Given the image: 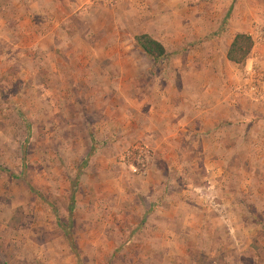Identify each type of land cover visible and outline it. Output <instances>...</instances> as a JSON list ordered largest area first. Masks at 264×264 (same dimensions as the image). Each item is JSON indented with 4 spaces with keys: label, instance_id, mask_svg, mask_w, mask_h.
Segmentation results:
<instances>
[{
    "label": "rangeland",
    "instance_id": "obj_1",
    "mask_svg": "<svg viewBox=\"0 0 264 264\" xmlns=\"http://www.w3.org/2000/svg\"><path fill=\"white\" fill-rule=\"evenodd\" d=\"M229 1L242 6L232 32L254 40L243 93L254 75L264 84V0ZM193 2L183 40L153 60L134 42L143 32L109 27V12L95 24L75 17L99 0H74L52 53L20 36L27 6L0 0V264H264V197L238 179L235 152L175 133L194 126L193 103L210 91L205 60L224 44L211 51L200 19L220 22L228 7ZM50 7L58 18L63 6ZM238 98L264 113L250 94Z\"/></svg>",
    "mask_w": 264,
    "mask_h": 264
},
{
    "label": "crops",
    "instance_id": "obj_2",
    "mask_svg": "<svg viewBox=\"0 0 264 264\" xmlns=\"http://www.w3.org/2000/svg\"><path fill=\"white\" fill-rule=\"evenodd\" d=\"M193 1L141 0L138 5L134 0H120L113 5H105L103 3L104 6L102 8L95 7L90 11H88L90 6H87L88 8L83 9L75 17L95 24L98 21V14L109 12L112 16H110L109 27H117L119 30L118 23L123 20L126 22L125 26L128 29L124 28L128 31L143 32L136 34L134 38L140 35H149L164 45L171 38L183 40L184 37L180 32L185 31L184 28L188 25L190 26L191 22L194 23L196 21V15L192 16V18L182 15V13H186L187 6L196 4ZM73 2L74 0H16V4L27 6L21 9L20 12H16L18 26H22L18 31L22 39L34 37L37 40L36 44L41 43L43 40L44 51H48V53H52V50L55 52L60 49V40L66 37L69 31L68 26H70L74 17L73 14L75 12L73 14L68 12L69 6H72ZM130 2H133V4H130ZM210 4L212 7L210 12H217V9L223 4L228 7V10L224 9L225 15H223L220 22L217 21V18L221 17V14L217 17L208 13L205 18H201L200 21H205L207 25L200 30V37L208 38V36H214L216 38L210 41V44L213 45L211 51H217L216 45L218 43L223 42L225 45L221 44L224 47H220L222 54H220V57L218 55L219 58L215 53H212L210 58L205 60V64H208L207 68L211 69L209 73H212L209 79L205 77V83L210 85V91L205 97L203 96L202 98L201 96L202 102L199 101L198 103L196 99L193 103V115L189 116L193 118L192 123L194 126L188 129L177 128L175 133L181 132L183 134L178 136L181 140H186L184 137L187 136L189 146L193 148H203L205 146L211 148L213 146L230 151L233 150L236 154V164L243 168L237 171L238 179L254 181L255 186L259 189L257 195L264 197V113L257 105L251 106L245 101H239L240 98L238 97H243L244 93V91L243 93L241 91L243 84L241 73L243 71L240 66L230 63L227 59L229 47L235 36L238 34H250L251 36V33L245 31L232 32L231 28L241 27V22L238 21L241 5L236 6L234 5L236 4L235 2L229 0H210ZM52 5L63 6L61 15L58 18L53 14L58 13L57 8H54L53 12L50 7ZM35 6H41V8L36 11ZM135 7L146 9L142 13H138L139 10ZM39 14L43 15V18ZM223 20H227V25L231 23V26L230 24L226 26L231 30L230 32L228 30L219 32ZM86 31L89 32L88 29ZM90 34L89 32L87 38ZM43 36H46L47 40H44ZM189 37L192 36L189 35ZM162 40L165 41L163 42ZM67 43H69L68 40ZM164 47L166 53H168L165 45ZM38 51L41 50L38 49ZM252 52L253 55L254 51ZM262 52H264V45L260 54L255 56L257 61L264 65V53ZM230 68L233 69V73L235 71L234 74L228 72V69L231 70ZM36 83H39L37 79ZM234 111L235 113H233ZM183 132H188V135ZM210 142L212 146L208 144ZM218 171H220V175L226 173L224 169Z\"/></svg>",
    "mask_w": 264,
    "mask_h": 264
},
{
    "label": "trees",
    "instance_id": "obj_3",
    "mask_svg": "<svg viewBox=\"0 0 264 264\" xmlns=\"http://www.w3.org/2000/svg\"><path fill=\"white\" fill-rule=\"evenodd\" d=\"M139 50L147 58L161 60L166 57V49L162 43L149 35H140L134 38ZM254 48V40L249 34H238L232 41L227 53L230 63L243 66L246 64Z\"/></svg>",
    "mask_w": 264,
    "mask_h": 264
},
{
    "label": "built area",
    "instance_id": "obj_4",
    "mask_svg": "<svg viewBox=\"0 0 264 264\" xmlns=\"http://www.w3.org/2000/svg\"><path fill=\"white\" fill-rule=\"evenodd\" d=\"M120 0H99V2L104 3L105 5H113L119 2ZM138 5L141 0H134ZM262 37L264 41V32H262ZM250 79L246 80V83H248ZM264 84L261 83V81L255 77L252 81H250L245 87V92L247 94H250L252 98L255 101L261 102L264 104Z\"/></svg>",
    "mask_w": 264,
    "mask_h": 264
}]
</instances>
